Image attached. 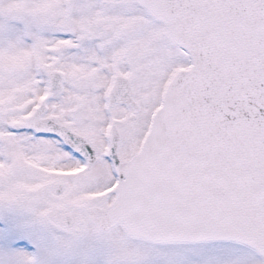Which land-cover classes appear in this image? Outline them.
Listing matches in <instances>:
<instances>
[{
    "label": "snow or ice",
    "instance_id": "1",
    "mask_svg": "<svg viewBox=\"0 0 264 264\" xmlns=\"http://www.w3.org/2000/svg\"><path fill=\"white\" fill-rule=\"evenodd\" d=\"M0 264H264V0H0Z\"/></svg>",
    "mask_w": 264,
    "mask_h": 264
}]
</instances>
